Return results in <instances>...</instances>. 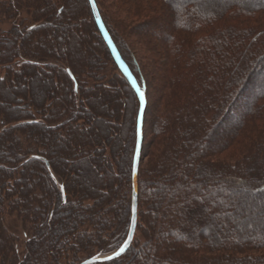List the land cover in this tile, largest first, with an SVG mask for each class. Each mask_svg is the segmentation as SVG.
Wrapping results in <instances>:
<instances>
[{
  "label": "trees",
  "instance_id": "16d2710c",
  "mask_svg": "<svg viewBox=\"0 0 264 264\" xmlns=\"http://www.w3.org/2000/svg\"><path fill=\"white\" fill-rule=\"evenodd\" d=\"M61 1L26 0L29 17L0 38V264H81L114 236L110 249L119 250L130 229L140 101L90 1L85 25L72 16L78 5ZM121 1L113 23L95 0L146 102L138 223L130 249L102 264H264V231L249 229L253 206L264 208V0ZM6 13L15 18L12 7ZM151 26L165 36H149ZM78 29L94 35L119 72L111 102L100 98L110 90L97 47L90 44L86 65L69 48L66 37ZM19 86L14 108L9 90ZM106 111L133 121L128 148L114 143L116 121L98 116ZM63 151L89 159L83 176L95 162L105 189L63 173L64 161L73 163ZM6 217L30 236L22 256Z\"/></svg>",
  "mask_w": 264,
  "mask_h": 264
},
{
  "label": "rangeland",
  "instance_id": "374dc122",
  "mask_svg": "<svg viewBox=\"0 0 264 264\" xmlns=\"http://www.w3.org/2000/svg\"><path fill=\"white\" fill-rule=\"evenodd\" d=\"M54 3L56 5H60V3L62 2L61 0H53ZM119 2H122L121 0H103V2L105 3V6L107 8V10H105L107 17L110 19L111 22L115 23V21L113 20L112 16L115 15L116 18L118 17L116 15V10L117 8L120 9V5ZM73 2H75L78 5V9L76 14L72 15L73 17H78V15L81 14V24L85 25L86 23H89L91 21V17L89 14L86 13V8H85V0H73ZM26 3V0H0V38L2 37L1 35L3 34V32H7L9 31L12 27L17 26L20 27L21 23L23 21H25L28 17V11L26 10V8L24 7V4ZM126 5V4H125ZM12 7V9H14V13L15 14V18L13 20H9L8 19V14L6 13V11L8 9H10ZM129 7H133V5L130 4ZM66 24V22H64ZM163 26V25H162ZM165 28V27H164ZM148 35L154 38L159 39L160 37H164L165 36V30L164 29H157L154 26H151L148 31H147ZM98 33H96L97 35ZM99 35V34H98ZM122 42H124L129 51H135V43L134 41H132L131 39H128L127 37L124 38H120ZM66 41L69 43V48L70 46L74 45L76 47V49L80 50V52L82 53V59L84 62V65H86V62L88 61V51L90 50V44H93L94 46L97 47L99 53L96 54L99 58V60L101 61V69H102V73L101 75L104 78V82L107 83V85H109L108 89L110 90V92H108V94L102 95L103 97H100L102 102L105 103V100H108L109 102H111V100L114 98L113 95H117L112 89H114L115 87L118 89L120 88L119 85V80L118 77L119 72L116 70L115 66L113 65V63L109 60L108 54L104 51V49H100L94 35L89 36L88 33L85 30H80L78 29L77 32H73V34H71V36L66 37ZM87 53V54H86ZM137 60L140 63V60L137 57ZM42 81L43 78H40ZM259 80H261L259 78ZM43 83V82H42ZM32 85V84H31ZM21 89L22 87L19 86L18 89H10L9 91H13L15 98L13 99L12 106H15L14 108H17L19 106H21V103L18 101V99L22 98V94H21ZM7 90V89H5ZM257 91V89L255 90ZM259 91V89H258ZM114 92V94H113ZM152 95V92H151ZM153 98H155L154 93H153ZM0 103L2 106L6 107V100H2L0 99ZM16 111V110H15ZM20 111V110H18ZM22 112V111H21ZM149 112V111H148ZM15 114V112H14ZM16 115V114H15ZM100 115V117L103 118V122L104 120H115L117 126H115V128H113V136H116V139H114V143L115 142H120V145L127 147L128 148V144H129V129L133 127V121L130 122L129 125V121L127 116H125V120H119L118 118H116L115 114L112 111H106L104 114L100 113L98 114V116ZM231 129V124H227L224 125L218 132V134L216 135V140H219L220 138L226 136L229 133V130ZM111 136V135H109ZM64 152V157L68 158H64L65 160H70L73 163H67L66 161H64L65 164V169L62 170L63 173L67 174L69 177H71L72 180L77 181L75 183H80L81 182V178L85 179L91 176L90 180V189H94L95 191H101L102 189H105L104 186V182L102 180H99V172L96 171L95 167H94V163L91 162L90 163V169L91 172L94 173L97 176H94V174L91 173H86L84 176L83 174H81V172H84L87 170V166H88V162L89 159H84L81 158L79 161V159L77 160L78 157H73V155H69V153L67 151H63ZM106 172V169H104ZM107 173V172H106ZM91 174V175H89ZM58 184L60 185V188H62L61 183L59 182L58 179H56ZM100 188V189H99ZM263 206V201L262 202H257V204L255 206H253L256 210L252 213L253 217L258 218L259 221H261V223H257L255 220H251L250 225H249V229L251 230V232L253 231V233L255 235L257 234V229H260L261 231H264V228L262 229L261 224H264V208ZM255 214V216H254ZM6 227L7 230L9 231L10 234L14 235L15 237L18 238V243H17V250H18V254L19 255H23L25 253L26 250V242L29 240L30 236L27 235V232L24 231L23 229V225L22 223L16 218V217H6ZM260 227V228H258ZM264 227V225H263ZM120 236V235H119ZM139 234H137V238H139ZM118 236H114L109 242H108V250L103 252V253H99V256H106V255H110L112 253H114L115 249H110L115 240H117ZM113 240V241H112ZM125 242V241H124ZM130 249V248H129ZM97 256V255H96ZM87 257V255H81L80 256V260H83Z\"/></svg>",
  "mask_w": 264,
  "mask_h": 264
},
{
  "label": "water",
  "instance_id": "95a60500",
  "mask_svg": "<svg viewBox=\"0 0 264 264\" xmlns=\"http://www.w3.org/2000/svg\"><path fill=\"white\" fill-rule=\"evenodd\" d=\"M90 1V5L92 8V12L96 21V24L101 32V35L103 36L107 46L109 47L115 61L123 68L124 73L126 74L127 78L129 79L132 87L134 88L141 107H140V112H139V116H138V123H137V145H136V151H135V157H134V165H133V198H132V215H131V224H130V229H129V233L128 236L125 240V242L123 243L121 248H124L125 251L123 253L120 254L119 257L123 256L131 247L132 242L134 240L135 234H136V229H137V223H138V188H137V176H138V170H139V164H140V156H141V149H142V128H143V120H144V114H145V109H146V102L145 99L143 97L142 91L136 81V79L134 78V76L132 75V73L130 72V70L128 69V67L124 64V62L122 61L115 45L113 44L100 15V12L98 10L97 4L95 2V0H89ZM120 248V249H121ZM120 249L110 255H106V256H94L90 259H87L85 261H83L81 264H86V261L88 262V264H102V263H108L111 262L119 257H117L116 253L120 252Z\"/></svg>",
  "mask_w": 264,
  "mask_h": 264
},
{
  "label": "snow or ice",
  "instance_id": "6c2138e0",
  "mask_svg": "<svg viewBox=\"0 0 264 264\" xmlns=\"http://www.w3.org/2000/svg\"><path fill=\"white\" fill-rule=\"evenodd\" d=\"M124 251H125V249H124V248H121V249H120V252H117V253H116L117 257H119L120 254L123 253ZM86 264H88L87 261H86Z\"/></svg>",
  "mask_w": 264,
  "mask_h": 264
}]
</instances>
